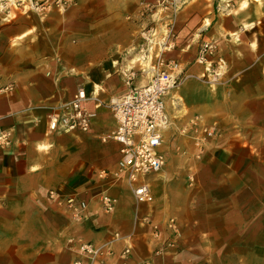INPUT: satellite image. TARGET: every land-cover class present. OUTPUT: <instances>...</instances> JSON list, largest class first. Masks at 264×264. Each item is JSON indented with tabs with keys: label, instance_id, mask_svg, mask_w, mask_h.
I'll list each match as a JSON object with an SVG mask.
<instances>
[{
	"label": "crops",
	"instance_id": "crops-1",
	"mask_svg": "<svg viewBox=\"0 0 264 264\" xmlns=\"http://www.w3.org/2000/svg\"><path fill=\"white\" fill-rule=\"evenodd\" d=\"M17 1L0 0V87L12 86L0 94V129L12 130L0 151V264H70L78 240L112 249L96 264H120L125 246L127 264H264V3L213 0L212 14L198 16L192 52L185 45L167 56L192 72L167 97L169 114L180 95L213 134L187 162L164 146L165 165L145 176L151 199L136 203L123 180L98 176L119 158V144L104 139L115 125L106 104L87 132L50 131L46 117L78 86L94 83L87 95L105 103L126 91L120 70L137 66L132 47L155 18L145 8L153 0H71L42 14ZM181 18L176 38L187 31ZM202 42L215 47L209 86L192 61ZM189 79L198 92L183 88ZM50 189L85 199V219L73 220ZM102 192L117 199L113 212L101 209ZM168 217L181 229L174 248L160 244ZM146 220L160 225L158 236Z\"/></svg>",
	"mask_w": 264,
	"mask_h": 264
},
{
	"label": "built area",
	"instance_id": "built-area-1",
	"mask_svg": "<svg viewBox=\"0 0 264 264\" xmlns=\"http://www.w3.org/2000/svg\"><path fill=\"white\" fill-rule=\"evenodd\" d=\"M7 0H4L6 3ZM71 0H18L17 5L25 11L42 14L52 7L63 10ZM179 0H153L147 2L145 8L155 14V18L144 26L138 33L140 38L137 45L132 47L133 57L137 66H129L120 70L126 91L105 102L99 98L86 94L83 86H78L65 102L51 105L46 117L47 129L69 132L79 130L87 132L93 119L97 116V109L106 104L114 118V128L104 139L110 138L119 144V158L113 168L102 169L98 172L100 178L112 177L121 179L130 189L136 203L151 199L150 186L145 176L156 173L166 163V150L169 139L167 132L171 126V117L167 107V97L172 89L179 86L183 78L180 63L175 59H168L165 53L174 45L172 25L176 12L179 9ZM0 3V10L3 5ZM215 47L210 42H202L197 50L195 61L203 66L200 77L217 75L212 66ZM220 60V59H219ZM219 66V64L217 63ZM137 74H143L146 80L136 83ZM184 77H187L185 75ZM11 85L0 87V94L11 89ZM96 100L93 108L86 105L88 99ZM171 105L180 106L178 98H171ZM176 102V103H174ZM202 135L196 138L199 152L203 142L209 138L213 131L209 127L201 129ZM11 129H0V151L11 146ZM193 179L190 177V180ZM49 199L63 205L75 221H82L86 217L87 202L76 194L63 195L58 190L50 189L47 192ZM101 209L110 213L115 209L117 199L106 192L98 196ZM154 236H158L160 225L146 220ZM167 236L160 243L163 248H174L181 235L180 225L175 217H168L165 221ZM115 237L118 233L114 234ZM71 241V240H69ZM72 243V242H70ZM161 247L155 248L158 252ZM131 246H125L118 256L120 264H127ZM76 256L70 264L102 263L104 257L113 255L112 249L91 241L78 240L75 247Z\"/></svg>",
	"mask_w": 264,
	"mask_h": 264
},
{
	"label": "rangeland",
	"instance_id": "rangeland-1",
	"mask_svg": "<svg viewBox=\"0 0 264 264\" xmlns=\"http://www.w3.org/2000/svg\"><path fill=\"white\" fill-rule=\"evenodd\" d=\"M212 1L213 0H179L178 1V6L179 9L176 12L174 22L172 25V34L174 35V45L172 48H169L166 51V57L169 55L173 49H181L185 45H188V52H192V47L193 44L195 43L194 41H191V38L193 37V33L195 32V29L197 25L200 23L198 19V16L201 15L202 13L204 14H212ZM247 0H243L242 3ZM251 3H260L263 4L264 0H250ZM231 7V6H230ZM210 11V12H208ZM182 17V18H181ZM181 18V23L180 25H186L187 31L181 36L177 37L179 31L177 28L179 27L178 20ZM197 54V51H195ZM195 56H192V61L196 65H201L198 64L195 61ZM215 52L211 55L212 62H213V57H214ZM171 59V58H168ZM178 61L177 59H175ZM179 62V61H178ZM212 66L214 64L212 63ZM192 72H185L182 71V74L179 75L180 78H186L184 77L185 75L189 76L192 75ZM201 76V75H199ZM212 76L210 75H205L200 77V80L205 82L209 86V81ZM182 83L184 82L183 80L181 81ZM186 87H183L186 90H189L191 94L193 91L198 92V83L195 79H189L187 81ZM180 83L179 86L182 84ZM94 83H91L93 85ZM178 87V86H177ZM180 95H176L173 98L179 97ZM182 97V96H180ZM178 100V99H177ZM182 102L184 106V111L181 113H178V109L180 106H175L176 110L173 111V113L170 114L171 117V126L169 128V131L167 132L168 135V148L167 150V156L172 158L175 161L177 159L181 158V162H187L188 159L194 158L197 156V153L199 152V148L196 146V138L202 135L201 129L203 127H208V123L206 122V119L199 117L190 107L187 102L185 104L184 98L182 97ZM176 103V102H174ZM182 108V107H181ZM175 113V114H174ZM203 145V144H202ZM192 158V159H193ZM169 162V160H168ZM167 162V163H168ZM148 177V176H147ZM123 182V181H122ZM124 183V182H123Z\"/></svg>",
	"mask_w": 264,
	"mask_h": 264
},
{
	"label": "bare ground",
	"instance_id": "bare-ground-1",
	"mask_svg": "<svg viewBox=\"0 0 264 264\" xmlns=\"http://www.w3.org/2000/svg\"><path fill=\"white\" fill-rule=\"evenodd\" d=\"M90 88H91V89H90L89 91L85 90L86 94L95 95V94H96V92H95V91H93V89H92V88H93V85H91V86H90ZM98 89H99V88H98ZM97 91H98V90H97ZM179 101H180V100H179ZM180 111H181V110H180Z\"/></svg>",
	"mask_w": 264,
	"mask_h": 264
}]
</instances>
